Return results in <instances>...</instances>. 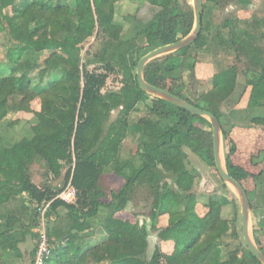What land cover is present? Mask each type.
Here are the masks:
<instances>
[{
    "label": "trees",
    "instance_id": "1",
    "mask_svg": "<svg viewBox=\"0 0 264 264\" xmlns=\"http://www.w3.org/2000/svg\"><path fill=\"white\" fill-rule=\"evenodd\" d=\"M147 1L158 11L150 19L126 17L124 32L112 0H13L10 12L3 11L0 0V30L7 38L6 63L0 65V126L12 114L33 113L31 104L41 103L34 124L20 140H10L0 130V264L9 259L24 262L27 255L21 245L28 237L37 239L30 253L34 264L40 242L35 231L42 222L39 210L47 204L45 225L52 255L45 264H262L239 242L243 231L236 219L223 216L232 203L237 208L236 200L195 191L199 174L189 167L186 150L218 173L210 122L139 87L140 60L186 38L195 26L190 4ZM202 1L203 27L197 41L151 61L143 72L146 82L183 99L179 90L166 85L183 83L184 92L198 81L197 56L207 45L211 12L229 0ZM238 2L246 8L252 5V0ZM29 13L39 21L38 30L28 26ZM217 38L221 50L234 51L245 73L254 74L247 84L251 87L247 109H264V20L227 18ZM92 40L99 49L82 56ZM113 76L120 87L107 91ZM238 83L234 66L213 76L210 91L185 100L213 113L227 136L223 107L236 97ZM243 95L233 101L235 105ZM250 123L264 126V115L250 116ZM129 137L136 139L137 151L123 159L122 147ZM34 164L45 169L41 186L32 178ZM108 170L124 181L110 199L101 180ZM227 171L242 186L248 179L256 184L246 192L261 226L253 230L260 245L264 221L258 210L264 184L258 182L264 172L251 175L232 163ZM62 176L63 186L55 187ZM168 180L172 184L163 188ZM69 185L75 190L72 202L59 198ZM139 189L153 199L149 224L118 217ZM200 200L208 209L204 216L197 211ZM94 229L101 234L100 241H92ZM150 231L162 246L149 256ZM229 240L239 243L228 249ZM170 246L172 251H165Z\"/></svg>",
    "mask_w": 264,
    "mask_h": 264
},
{
    "label": "rangeland",
    "instance_id": "2",
    "mask_svg": "<svg viewBox=\"0 0 264 264\" xmlns=\"http://www.w3.org/2000/svg\"><path fill=\"white\" fill-rule=\"evenodd\" d=\"M182 3H188L194 9L193 0H180ZM13 4V0H2L1 6L3 11L10 12ZM114 5L116 21L122 24L124 32L127 31L126 17L137 16L141 19H150L157 11L158 8L152 6L147 0H112ZM212 20V29L208 33V41L206 47L198 53V81L190 87V91H182L180 88L183 83L179 84H167L168 88L179 90L183 97H197L199 94L208 92L212 88V78L215 74L236 66L239 71V83L237 88L236 97L231 101L227 102L223 107V111L226 114L224 118V126L228 132L227 136H223L221 144V157L224 168L227 167L228 163L240 166L244 168L251 175H259L261 172H264V126H255L250 123V116L252 115H264V109H247L251 87H247L249 81H252L254 74H246L245 65L237 59V55L234 51H223L219 46V40L217 38V33L219 31L220 25L227 18H241L243 20H252L253 18H262L264 20V0H252V5L249 7H244L241 5L238 0H229L223 4L220 8H213L211 12ZM27 24L30 28L38 30L40 28L39 21L33 16L32 13H29L26 16ZM3 31L0 30V65L6 63V52L4 50V45L7 43V38ZM223 32V31H222ZM224 33V36H227ZM222 33V34H223ZM264 48V43L262 42ZM99 44L92 40L85 48L82 53V56L85 55L87 50L95 52L99 49ZM119 79L116 77H111L107 91H117L119 89ZM184 90V89H183ZM245 90V91H244ZM188 92V94H187ZM244 93L238 105H235L236 99L239 95ZM184 98V99H185ZM40 101L37 100L31 104L33 113H20L12 114L9 116L6 121L0 126V130L6 137L10 140L18 141L24 137L25 132L29 131L32 124H34V112L40 109ZM235 105V106H234ZM234 111L229 113L230 111ZM118 115V111L112 114L111 121H114ZM232 119L231 125L230 120L227 117ZM137 151V142L134 137H129L123 144L121 155L123 159H129ZM188 154V163L189 167L199 174V179L196 184L195 191L199 195L204 196H225L231 200L233 198L236 200L237 208L234 207V204L227 206L224 209L223 216L225 219L233 221L236 219L238 229H242V214H241V199L238 192L231 186H228L231 194H228V191L224 188V182L219 177L218 173L214 170L213 167L209 166L201 157L191 153L189 150H186ZM224 157V158H223ZM224 159V160H223ZM45 169L41 165L34 164L31 168L33 181L37 185L43 184V173ZM65 173V172H64ZM63 177L56 182L55 187L63 186ZM102 186L106 190L108 199H110V194L112 191H118L124 183L122 179L116 176L111 170L105 172L102 176ZM264 184V175L258 182V185ZM170 180L163 183V188L171 185ZM255 182L253 179H248L243 183V187L246 191H252L255 189ZM66 191V190H65ZM66 193H68L66 191ZM153 199L144 189H139L135 195L133 202L129 207L122 213L119 214V218L132 221L133 223L140 222L144 224L145 221L150 223L151 207ZM3 211V210H2ZM197 211L200 216H204L208 209L205 206L204 201L200 200ZM259 216L262 221H264V200L261 202V207L258 210ZM165 218H161V224L164 223ZM45 225V222H44ZM46 227V225H45ZM43 229V222H41L36 233L40 232ZM261 230L259 221L253 216L252 212L250 214V234L253 239V230ZM94 232L92 241H100V233L98 229ZM92 232H88V237ZM244 242V237L241 236L239 242ZM239 242L233 240L228 241V249H232ZM260 242L258 248L263 249L264 251V235L260 233ZM37 244V239L28 237L26 244L21 245V249L26 253L25 261L21 260H7V264H30L32 258L30 253L34 250ZM156 246H160L161 243L158 241L157 234L150 231L149 238V249L148 255L150 256L154 251ZM173 247H166L165 251L171 252ZM99 264V263H92Z\"/></svg>",
    "mask_w": 264,
    "mask_h": 264
},
{
    "label": "water",
    "instance_id": "3",
    "mask_svg": "<svg viewBox=\"0 0 264 264\" xmlns=\"http://www.w3.org/2000/svg\"><path fill=\"white\" fill-rule=\"evenodd\" d=\"M194 1V14H195V26L191 34L184 39H181L173 44L165 45L159 47L146 56H144L139 64L137 69L138 84L142 91L156 98L165 100L178 108L186 110L193 115L205 117L212 126L213 131V142H214V157H215V166L218 171L219 176L227 186L233 187L239 194L241 199V214H242V231L245 244L249 251L257 258V260L264 264V252L258 248L257 243L254 239L251 238L250 230V214H251V204L246 190L241 185L240 182L235 180L227 171V167L224 168L221 157V144L223 139L222 126L216 116L206 110H202L195 105L189 103L183 98L175 96L168 91H165L161 88H158L144 79V69L148 63L151 61L166 56L174 54L177 51L185 49L193 45L199 38L202 31L203 23V1L202 0H193Z\"/></svg>",
    "mask_w": 264,
    "mask_h": 264
},
{
    "label": "built area",
    "instance_id": "4",
    "mask_svg": "<svg viewBox=\"0 0 264 264\" xmlns=\"http://www.w3.org/2000/svg\"><path fill=\"white\" fill-rule=\"evenodd\" d=\"M66 191L68 193H66ZM66 191L61 193L59 195V198L67 201V202H72L75 200V190L69 185L66 188ZM50 204L44 205L43 207L40 208V213H41V218L43 222V229L40 230V242L38 245V250L35 254L34 257V264H45L46 261L51 257L52 255V246L49 244L48 237L46 234V227L44 225L45 222V215L46 212L49 208ZM46 224V223H45Z\"/></svg>",
    "mask_w": 264,
    "mask_h": 264
},
{
    "label": "bare ground",
    "instance_id": "5",
    "mask_svg": "<svg viewBox=\"0 0 264 264\" xmlns=\"http://www.w3.org/2000/svg\"><path fill=\"white\" fill-rule=\"evenodd\" d=\"M224 158V157H223ZM224 160V159H223Z\"/></svg>",
    "mask_w": 264,
    "mask_h": 264
}]
</instances>
